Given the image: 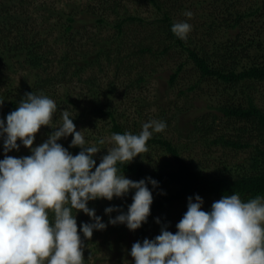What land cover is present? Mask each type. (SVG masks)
I'll return each instance as SVG.
<instances>
[{"label": "trees", "instance_id": "trees-1", "mask_svg": "<svg viewBox=\"0 0 264 264\" xmlns=\"http://www.w3.org/2000/svg\"><path fill=\"white\" fill-rule=\"evenodd\" d=\"M13 1L7 0V3ZM137 3L140 7L143 4L153 7V17L142 16L134 7ZM186 6L195 10L200 8V14L205 18L199 28L207 32L199 35L198 28L188 34L186 40H180L172 33L171 27L176 23L175 12L184 10ZM263 9L262 4L250 0H90L77 12L62 14L68 23L64 32H69L66 41L69 39L70 47L53 59L50 51L43 48V40L28 35L26 23L0 3V99L5 100L0 106V118L15 110L26 93L33 91L56 98L54 87L77 79L80 86L88 91L89 99L84 101L80 110L76 103L79 100H69L78 111L72 115L75 125L82 123L93 129L97 141L103 138L105 130L137 134L136 127L124 129L119 119L120 112L111 100L105 98V93L110 94L115 86L111 80L104 88L101 86L104 82L98 76V72L103 70L99 68V59L103 57L111 62L115 57L114 70L119 76V64H123L125 57L126 66L131 68L145 55H152L154 60H158L162 55L180 49L187 59L176 65L170 74V82L179 78L188 62L192 63L197 74L193 83L185 90L181 89L182 93L197 89L202 79H211L223 88L219 101L206 102L204 110L190 122L194 126L195 142L204 145L211 153L213 148L219 147L222 153L219 157H211L215 163L210 169L208 161L198 162L186 155L180 145L166 138L162 132L154 133L147 146H159L165 150L170 157L163 165L149 168L140 160H133L128 165L118 164L121 174L131 176L135 181L151 177L159 182L157 189L166 193L162 195L159 192L153 197L151 215L140 228L139 236L147 233L153 214H162L165 208L179 205L178 223L187 211L190 196L198 194L221 198L223 195L239 194L243 201L264 196V111L256 103L254 94L255 83L264 82V26L259 25L260 17H264ZM27 20L31 18L27 17ZM136 21L154 25L153 30L140 37H132L131 24ZM86 24L93 29L110 26L114 30L113 42H118V46L121 43L125 52L118 50L113 55V49L105 44L106 50L99 49L101 53L93 55L82 44L77 45L75 25ZM78 50L87 51V55L78 60L77 52L81 54ZM17 65L29 71L24 74L31 78L25 81L22 77L17 82L14 79L16 73L12 71L18 70ZM86 72L88 76L82 78ZM145 80L142 77L137 82ZM56 104L52 127L62 115L59 104ZM73 108L70 107L71 110ZM219 119H225V127H218ZM98 122H104L105 127ZM52 131L50 127L42 126L33 146L39 145L40 140ZM189 137L193 140L192 136ZM72 149L76 154L80 151L79 147ZM10 153L22 156L30 152L21 146L18 152L13 150L8 155ZM3 158L0 141V159ZM94 159L98 166L100 160L96 155ZM148 187L152 189L150 184ZM168 225L174 227L172 232L175 233L176 223L169 220Z\"/></svg>", "mask_w": 264, "mask_h": 264}, {"label": "clouds", "instance_id": "clouds-1", "mask_svg": "<svg viewBox=\"0 0 264 264\" xmlns=\"http://www.w3.org/2000/svg\"><path fill=\"white\" fill-rule=\"evenodd\" d=\"M184 15L191 18L193 13ZM191 30L186 21L171 27L180 40H186ZM4 101L0 99V106ZM56 111L53 99L32 91L0 118L4 153L0 159V264H84L81 234L89 240L94 231L118 224L135 231L151 215L153 190L159 182L151 177L131 180L117 165H128L147 152V141L165 131L166 122L149 120L139 134L112 133L107 138L111 147L97 166L94 156L106 139L90 145L67 110L62 111L58 126L52 127ZM42 126L53 131L33 146ZM69 136V147H79L78 154L58 143ZM21 146L30 155H8ZM130 192L132 203L126 212L118 206L104 209L107 223L88 206L90 201H112ZM160 194L166 193L161 190ZM203 205L198 194L188 197L187 211L176 223L175 233L164 225L153 239L133 243L132 264H264V196L243 201L239 194L223 195L209 210H203ZM80 212L91 222H82L78 228ZM114 212L119 214L113 218ZM155 222L160 224V218Z\"/></svg>", "mask_w": 264, "mask_h": 264}, {"label": "rangeland", "instance_id": "rangeland-1", "mask_svg": "<svg viewBox=\"0 0 264 264\" xmlns=\"http://www.w3.org/2000/svg\"><path fill=\"white\" fill-rule=\"evenodd\" d=\"M14 0L13 3H7V0H0V3L4 7L9 8L11 12L16 13L17 17L26 23L25 31L28 35L39 38L43 40V48L50 51L51 58H56L55 55H60L69 49V32H64L68 23L65 21L66 18L63 17L71 12H75L77 9H81L83 5L90 2V0ZM258 2L264 6V0H250ZM132 5V4H131ZM79 6V7H78ZM136 9L140 12L142 16L148 18L153 17V7L143 4L139 6L136 4ZM73 10V11H72ZM185 11H191L193 13L191 18L184 15ZM264 12V9L262 10ZM77 12V11H76ZM201 10L186 8L181 11H176L175 22L186 21L192 26V30L189 34L196 32L199 25H202L204 20V15L200 14ZM202 13V12H201ZM30 17L31 20H27ZM26 18V19H25ZM256 20H259L256 18ZM264 26V17H260L259 25ZM12 25V23H11ZM154 25L139 22H134L131 24V36L137 35L140 37L144 33L148 34L153 29ZM77 30L75 34L76 44L80 46L83 45L88 51L97 55L102 51L106 50L107 44L111 49H113V55L117 54L120 50L122 53L125 50L122 44L118 46V42H113L115 39L113 37L114 30L110 26L103 27H89L86 25H75ZM72 31V30H71ZM207 31L203 30L202 27L199 28L200 33H205ZM198 35V32H197ZM29 36V37H32ZM114 38V39H113ZM111 41V44L110 42ZM106 48V49H105ZM81 51V54L77 52V59H81L83 56L87 55V51ZM140 62L135 63L134 66H126L124 61H127V57L123 59V64L120 66V75H116L114 70L116 61L113 57L112 61L104 60L103 57L99 59L101 63L100 69H103L101 73L98 72V76L104 82L101 86L104 88L108 81H113L115 89L110 93H105V98L111 100L117 111L120 112L119 119L120 123L123 125L124 129L130 130L133 127L137 128V134L142 130V125L149 120H161L166 122V129L163 131L164 136L174 143L180 145L183 148V153L186 155L194 157L198 162L208 161L207 164L214 168L215 160L212 159L213 156L219 157L221 155V150L219 147L213 148L209 152L202 144L194 141L193 136L195 135L194 126L190 123L193 117L200 114L204 108L206 102L216 103L218 102L219 94L222 92L223 88L216 85L211 79H202L200 85L195 90H188L181 92V89L185 90L191 83L197 79V74L193 71L192 63L188 62L185 65L184 71L180 74L179 78L173 83L170 82L169 77L172 71L175 69L176 65L186 60V54L181 52L180 49L172 50L168 54L162 55L158 60H154L152 55H145ZM17 65L16 68H18ZM16 75L14 79L18 82L19 79L25 77V81L31 78L28 74L25 75L24 72L29 71L18 68V70H12ZM24 74V75H23ZM23 75V76H22ZM87 72L83 74L82 78L87 77ZM33 77V76H32ZM145 77L144 82H137L138 79ZM80 81L73 79L72 82L66 83L62 86L54 87V91L57 94L56 98H51L55 103L59 104V109L64 111H71L70 113L74 115L78 112L75 107L73 108L72 103L69 100H79L76 102L79 104L78 108L81 109V105L85 100L89 99L88 91L80 86ZM108 84H106L107 86ZM254 94L256 98V103L264 111V82H256L254 88ZM216 101V102H214ZM70 107L73 109L71 110ZM218 127H225L226 121L219 119ZM60 119L57 121L55 126H58ZM100 126L105 127L104 122H98ZM54 126V127H55ZM76 129L81 130L83 135L89 144L97 143L96 132L93 129L84 126L82 123L76 124ZM131 132V131H130ZM132 133V132H131ZM109 130L103 132V138L106 139V143L99 145L101 151L96 154L97 158L101 161V158L107 154V148L111 145L107 142V138L111 136ZM192 136V139H190ZM48 136L43 137L39 142L42 143L47 139ZM71 137V136H69ZM62 138L58 143H61L65 148H67L73 155L76 154L72 148L69 147L71 138ZM38 145V144H37ZM148 151L141 153L134 160H140L144 162L147 167L153 168L156 165H163L169 155L164 149L157 147H148ZM2 153V152H1ZM227 153L230 151L227 150ZM10 156L20 157V155L9 154ZM30 155V153H27ZM22 155V156H27ZM212 157V158H211ZM212 162V164H211ZM127 178L134 180L131 176L125 175ZM135 181V180H134ZM150 190H153L150 188ZM160 192L159 189L153 190V197ZM132 193L130 192L127 196L123 198H114L112 201H107L104 199H99L98 201H90L89 207L96 210V214L101 216L103 222L107 223L109 217L104 214V209L109 206H118L122 211H127V206L132 203ZM204 200L203 210L207 211L211 208V204L219 200L215 197H202ZM162 214H153L150 220V227L147 233L140 237L139 231H130L123 224H118L115 226L108 225V227L103 231H94L91 239H85L82 237L84 242L83 245V256L84 264H132L133 258L129 255L131 246L137 241H143V239H153L156 235L160 234V229L164 225H168L169 220L177 223L178 213L180 212L179 205H175L172 208H165ZM119 213H112L113 218ZM155 218H160L161 223L157 224ZM82 222H91L90 218L80 212L77 214V224ZM79 228V226H78ZM174 227L168 225V230L173 231Z\"/></svg>", "mask_w": 264, "mask_h": 264}]
</instances>
